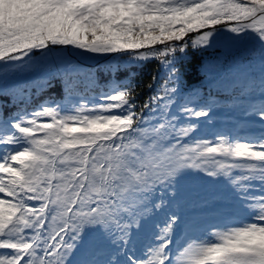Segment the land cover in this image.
Listing matches in <instances>:
<instances>
[{
  "label": "snow or ice",
  "instance_id": "1",
  "mask_svg": "<svg viewBox=\"0 0 264 264\" xmlns=\"http://www.w3.org/2000/svg\"><path fill=\"white\" fill-rule=\"evenodd\" d=\"M0 264H264V0H0Z\"/></svg>",
  "mask_w": 264,
  "mask_h": 264
},
{
  "label": "trees",
  "instance_id": "2",
  "mask_svg": "<svg viewBox=\"0 0 264 264\" xmlns=\"http://www.w3.org/2000/svg\"><path fill=\"white\" fill-rule=\"evenodd\" d=\"M155 69V64L154 63H150L144 66L143 72L144 75L142 77H138V79H140L143 83H147L149 80V73L152 72ZM146 91V90H145Z\"/></svg>",
  "mask_w": 264,
  "mask_h": 264
}]
</instances>
